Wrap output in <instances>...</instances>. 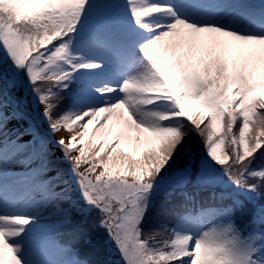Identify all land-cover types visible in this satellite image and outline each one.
I'll return each instance as SVG.
<instances>
[{"label": "snow or ice", "instance_id": "obj_1", "mask_svg": "<svg viewBox=\"0 0 264 264\" xmlns=\"http://www.w3.org/2000/svg\"><path fill=\"white\" fill-rule=\"evenodd\" d=\"M93 210L109 264H264V0H0V264Z\"/></svg>", "mask_w": 264, "mask_h": 264}, {"label": "trees", "instance_id": "obj_2", "mask_svg": "<svg viewBox=\"0 0 264 264\" xmlns=\"http://www.w3.org/2000/svg\"><path fill=\"white\" fill-rule=\"evenodd\" d=\"M195 107V106H194ZM91 132V129H89ZM53 140H57L52 136ZM55 157H63V152H58V146L53 145ZM78 154V153H77ZM55 157L52 159L55 160ZM55 167L68 168L66 163L55 164ZM78 195V193H74ZM155 208L152 212H155ZM152 213H150L151 215ZM99 213L93 210L87 220L82 216H74V222L66 226L65 231L69 234L68 238L74 241L76 247L81 250V258H86L89 264H109V256L107 254L108 244L105 242L108 240V234L105 229L98 226ZM157 228H160V223L157 221ZM81 249H80V247ZM118 257H113L117 259Z\"/></svg>", "mask_w": 264, "mask_h": 264}, {"label": "rangeland", "instance_id": "obj_3", "mask_svg": "<svg viewBox=\"0 0 264 264\" xmlns=\"http://www.w3.org/2000/svg\"><path fill=\"white\" fill-rule=\"evenodd\" d=\"M257 3H258V0H257ZM101 115H103V114H101ZM87 118H85V120H86ZM10 127H11V125H9ZM90 127H92L91 125H90ZM89 127V128H90ZM69 133L66 131V130H64V129H61L60 131H58V132H56L53 136L58 140V139H61V138H63V139H65L66 141L69 139ZM27 138V137H26ZM79 146V145H78ZM52 148H53V146H52ZM53 150H54V148H53ZM58 152H60L61 151V149H60V147L58 148V150H57ZM77 153H73V155H76ZM55 174V172H51V173H49V175H54ZM76 247V246H75ZM80 247V246H79ZM76 248H78V247H76ZM79 249V248H78ZM80 249H81V247H80ZM52 255H53V257L55 258V259H57V260H59V261H61L62 262V264H71V255L68 253V252H66V251H62V250H57V249H53L52 250ZM80 255H81V250H80Z\"/></svg>", "mask_w": 264, "mask_h": 264}]
</instances>
